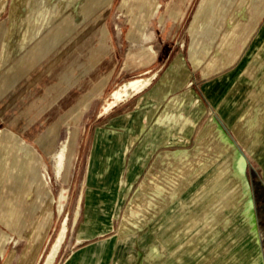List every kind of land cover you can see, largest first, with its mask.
Listing matches in <instances>:
<instances>
[{
  "label": "crops",
  "instance_id": "obj_1",
  "mask_svg": "<svg viewBox=\"0 0 264 264\" xmlns=\"http://www.w3.org/2000/svg\"><path fill=\"white\" fill-rule=\"evenodd\" d=\"M4 1V102L17 83L36 72L37 61L30 55L48 57L61 49L67 60L66 65L65 59L55 64L58 83L44 95V126L30 128L34 140L27 142L16 129L0 130V264H41L61 218L54 245L66 227L65 234L54 259L49 258L53 245L44 264H53L63 246L69 250L61 264H165L158 248L171 243L173 264L202 261L191 253L193 246L206 245L201 233L211 230L217 219L216 229H228L222 190L228 181V151L242 152L229 143V122L241 117L246 99L253 101L258 93L259 81L243 78V70L247 57L263 49L264 0H255L248 24H260L251 46L235 63L236 58H228L239 53L234 48L216 51L222 57L211 58L214 48L198 42L195 26L188 45L181 43L179 25L196 0ZM215 4L200 0L198 21L203 8ZM244 34L237 38L245 39ZM49 39L64 41L49 46ZM50 61L46 67L53 65ZM44 79L50 81L48 75ZM133 79L150 82L102 116L113 91ZM57 104L65 115L73 105L77 118L85 119L86 109L96 112L90 142L70 139L62 146L56 141L50 120ZM83 128L73 132V140L85 133ZM240 154L237 176L244 165ZM79 160L81 187L67 239L70 217L62 195ZM192 167H201L192 184L215 182L221 189L211 191L208 185L192 191V185L177 195L164 193L167 183H188ZM154 198L155 221L149 215L141 219L146 214L140 212L141 204ZM178 199H188V205L181 207ZM217 199L220 208L213 207ZM138 219L142 222L137 229ZM198 239L203 241L199 244ZM181 246L189 248L188 254H181Z\"/></svg>",
  "mask_w": 264,
  "mask_h": 264
},
{
  "label": "rangeland",
  "instance_id": "obj_2",
  "mask_svg": "<svg viewBox=\"0 0 264 264\" xmlns=\"http://www.w3.org/2000/svg\"><path fill=\"white\" fill-rule=\"evenodd\" d=\"M1 2L3 4L5 3L4 0H1ZM215 3L216 4L212 7L203 8L201 22L198 21L200 19L197 18L201 14L200 9H202L200 7V0H196L194 5L188 9L186 16L179 25L181 30V41H183L181 43L185 47L188 45L189 32L195 26L196 29L194 30L199 38L198 42H200L201 45L207 44L209 47L214 48L215 52L211 54V58H220L221 55H217L218 52L221 53L223 49L227 51V49L231 50L234 48V50L239 51V53L237 54L234 51L235 54H230L228 58H236L233 62L235 63L247 52L258 30L260 23L248 24V20L257 7L255 6L256 1L215 0ZM261 14L262 21L264 20V10ZM5 16L6 14H4V17ZM5 26H3V19L1 18L0 30L3 31ZM203 31L206 32V35L202 34ZM242 31L245 33V39L243 40L240 39V37L237 38L238 34ZM34 41L37 43L39 39H35ZM63 41L64 40L49 39L47 40V44L49 46H61ZM65 45L67 44H64V46ZM260 45L263 48L261 54H254L247 57L243 70V78L259 81V86L256 87L258 92L257 96L254 97L253 101L246 99L244 110L242 109V111H239L241 117L232 118L229 122V143L234 147L239 145L244 153V165L243 167L241 165L239 166L238 171L241 175L237 176L236 154L239 153V155H241L240 153L242 152L236 153V151H228V158L230 159L228 181L222 186L223 196H225L223 206L227 208L226 217H228V229H216L218 224L217 219L212 223L211 230L207 231L206 234L204 232L201 233L202 236L200 239L206 238V245H197L191 248V253H195L197 259L202 260L198 261L197 264H264V41H262ZM60 50L61 49H59V52ZM59 52L48 57H45L44 53L38 55L32 54L29 56L32 62H34V60L37 61L35 72L38 74L37 78L34 79L35 73L32 72L31 75H27L23 81H18L19 83L16 84L13 92H11V94L9 93L10 95L6 98L7 100L5 102L0 96V130L4 128L16 129L27 142H32L34 140V138L32 139L29 135L30 128L32 127L34 129V126L37 128L44 126V122L47 120L45 116L46 103L43 101L44 95L58 83L56 81V73H60V70L57 72L53 70L55 69V64H61L63 59H65L63 63L66 65V55H62ZM52 58L53 65L48 64L46 67L45 62L48 61L51 63L50 59ZM71 62L72 60H69L68 64ZM44 69L47 71L44 72ZM2 74L3 70L0 64V84L3 78ZM45 75L49 76L50 81H44ZM250 88L254 89V87ZM54 95H56L55 92ZM35 106L36 108H34ZM48 106H51V104L48 103ZM73 108L74 106L72 105V108L69 109L68 113L65 115L60 112V104H57L55 108L53 107L54 113L50 120V122H52L51 124H53L51 128L52 131L58 133L56 141H58V143L61 142L62 146H64L67 141L69 142L70 139L82 144L91 141V133L95 124L94 114L96 112L86 109L85 119H82L81 116L79 118L76 117L77 115ZM82 127H85L83 128L85 129V133L81 134V136H77L73 140V132L82 130ZM237 129L240 131L239 136L236 135ZM85 153V150L81 151L82 155ZM232 158L234 159L233 166ZM82 171L83 160H79L74 171L73 182L69 184L68 190H66L65 193L66 198L64 200L66 211L70 217L67 239L71 237L70 228L81 187L80 180L82 179ZM200 171L201 167H192L190 175L185 179L187 180L190 178L188 183L180 181L176 183H167L164 187V193L172 192L169 194L171 195L174 192V194L176 193L177 195L179 191H186L192 185L195 187L192 188V191H204V188L208 185L213 186L211 191L221 189L219 188L220 184H215V182L205 185L201 183L192 184L191 180H194V174L200 175ZM57 188V192H60V187ZM198 200L199 199H197V201ZM167 201L168 200H166V202ZM171 201H173L172 198L169 202ZM178 201L181 202V207H186L188 205V199H178ZM156 202L157 200L154 198L145 200V202L141 204L140 212L146 213L143 214L141 219L149 215L150 221H155L156 215L153 214L156 210ZM212 202L213 207H221V200L217 199ZM224 217L225 216H223V218ZM141 219H138V225H136L137 229L140 227L139 223L142 222ZM61 226L62 218L58 221L57 227L44 252L41 264H44L50 253ZM65 230L66 227L60 235L61 240L56 243L58 244V248L55 251L54 257L60 247ZM140 232L141 231H139V234H141ZM199 233L200 232L197 234ZM183 238L185 237L182 235V239ZM167 240L171 239L165 238L166 242H172V240ZM200 241L202 242L203 240L198 239L197 242L199 243ZM158 249L159 252L163 253L165 256V264H173L171 262V255H173L174 251L172 243ZM68 250V247L63 246L53 264H61ZM180 250L182 255L188 254L189 248L181 246Z\"/></svg>",
  "mask_w": 264,
  "mask_h": 264
},
{
  "label": "bare ground",
  "instance_id": "obj_3",
  "mask_svg": "<svg viewBox=\"0 0 264 264\" xmlns=\"http://www.w3.org/2000/svg\"><path fill=\"white\" fill-rule=\"evenodd\" d=\"M140 78V77H139ZM149 79H133L113 91L110 98H108L102 108L101 115L108 114L113 107H115L119 102L125 100L126 98L138 94L145 86L149 84ZM66 198V195H62V200ZM64 201V200H63ZM62 204V203H61ZM61 240V236L59 237L58 241ZM58 248V244L54 245L49 258H53L56 249Z\"/></svg>",
  "mask_w": 264,
  "mask_h": 264
},
{
  "label": "clouds",
  "instance_id": "obj_4",
  "mask_svg": "<svg viewBox=\"0 0 264 264\" xmlns=\"http://www.w3.org/2000/svg\"><path fill=\"white\" fill-rule=\"evenodd\" d=\"M186 123H191V121L189 120V121H186Z\"/></svg>",
  "mask_w": 264,
  "mask_h": 264
}]
</instances>
